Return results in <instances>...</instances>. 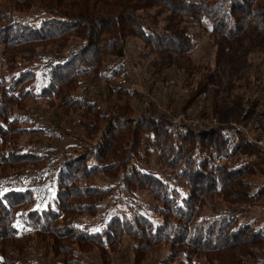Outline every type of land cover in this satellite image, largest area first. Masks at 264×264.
Here are the masks:
<instances>
[{
  "label": "trees",
  "instance_id": "obj_1",
  "mask_svg": "<svg viewBox=\"0 0 264 264\" xmlns=\"http://www.w3.org/2000/svg\"><path fill=\"white\" fill-rule=\"evenodd\" d=\"M35 5L46 14L38 21L24 17ZM152 8H157L155 16L148 12ZM163 14L161 27L158 17ZM197 24L205 27L216 43V67L204 72L206 80L221 84L219 78L240 71L239 62L250 53L247 40L251 42L253 34L261 36L257 32L264 35V0H259V5L255 0H0L1 53L11 68L8 77L0 78V184L7 180L11 186L0 188V264H42L36 261L50 253L63 256L59 264H84L76 257L81 253L79 247L86 252L97 248L101 264H113L106 251L115 249L124 234L137 239L136 263L144 261L143 253L168 246L158 264H248L240 255L256 257L248 247L264 248V219L250 225L241 218L239 208L200 212L202 196L226 194L232 187L237 191L247 175L262 173L261 158L248 157L255 155L257 146L245 135L238 133L234 139L222 125L175 132L166 120L156 123L152 117L132 125L119 114L98 124L96 118H104L102 110L77 98L79 76L87 71L108 66L111 73L107 80L121 76L120 60L125 59L131 38H140L149 47L155 55V70L175 66L188 75L197 72L190 57ZM38 46H51V51L42 53ZM111 57L120 60L113 62ZM226 86V90L233 89ZM125 87L112 96L126 94ZM50 96L59 99L60 119L64 113L85 109L79 118L85 132L78 137L80 146L62 152L55 172L46 175L39 186V195L50 199L46 206H32L34 190L17 182L12 172L23 164L38 169L43 157L22 144H11L7 137L45 134L43 128L25 125L26 101ZM108 99L107 92L104 101L111 108ZM118 105L114 104L120 109ZM144 138L154 142L162 164L184 184L170 174L163 176L144 168L140 159L151 149ZM4 144L10 148H1ZM98 172L115 179L122 174L125 181L121 188L127 192H137L139 187L152 189L165 205L158 209L159 216L149 215L143 202H135L129 206L133 212L112 217L109 212L93 224L85 221L84 213L104 207L102 200L113 191L90 180ZM259 197L252 193L246 199L256 201ZM33 233L38 236L37 245L34 252H28L26 242ZM42 243L49 249H41ZM22 256L30 262L21 261ZM257 259L258 264H264V256Z\"/></svg>",
  "mask_w": 264,
  "mask_h": 264
},
{
  "label": "rangeland",
  "instance_id": "obj_2",
  "mask_svg": "<svg viewBox=\"0 0 264 264\" xmlns=\"http://www.w3.org/2000/svg\"><path fill=\"white\" fill-rule=\"evenodd\" d=\"M255 1L259 5V0ZM156 9L148 10L151 16H155ZM29 12L30 14H25L24 17H32L34 21L46 16L38 5H35ZM164 16L163 14L158 17V23L161 27L164 25V22H162ZM200 26V24H197L193 28L196 31L193 35L194 40H192L193 44L190 51L192 63L197 67L198 73L193 71L191 75H188L175 66L161 71L155 70V67L152 66L155 55L149 51V47L143 40L137 37L131 38L125 49L126 56L124 60L111 57L113 62H119L120 60L123 64L121 73L118 72L120 75L128 73V83L125 87L126 94L112 96L113 93L109 91V83L112 79L107 80V74L108 72L111 73V69L106 70L111 67L107 66L103 67L104 69L89 70L79 76L81 86L77 88V98L82 102L94 104L100 108V111L102 110L104 118H96L98 124L106 123L110 115L119 114L118 116L129 119L130 124H136L145 117L154 118L156 123L166 120L168 127L175 132L182 128H202L204 130L222 125L228 127L226 129L230 130L234 139L238 133L245 135L251 143L257 146L255 155L250 154L248 157L252 159L261 158L262 173L256 171L247 175L237 191H234L235 188L232 187L226 191V194L218 192L202 196L200 212L209 214L220 209L239 208L242 219L245 218L250 225H258L264 219V90L262 89L264 84V35L262 32H257L261 36L253 34L251 36L252 41L247 40L250 53H245L244 58L239 62L237 68L240 71H237L236 75H226L219 78L217 82L220 80L221 84H218L207 81L205 77L204 72H207V69L214 70L216 67L214 57V44L216 43L209 31ZM1 49L2 44L0 43V78H6L9 76L11 68L9 69V66L5 63V57L1 53ZM38 50L42 53H50L51 46L46 48L38 46ZM127 63L132 65L136 71L131 72L130 70L131 73L129 74V71L124 67ZM202 72L204 75H202ZM244 72L245 76L243 77ZM242 77L243 79L238 81ZM200 81H202L201 85L198 84ZM88 83L98 84L100 92L96 96L92 95L83 99L80 95L85 93ZM227 84L232 85L233 89L226 90ZM205 85L207 86L206 90L203 87ZM195 88H198L199 91L197 92ZM107 92L110 95L108 100L111 102V108L104 101ZM53 103L55 105H52ZM26 104V117L28 118L25 125L43 128L45 134H18L8 136L7 141L13 142L11 143L13 145L22 144L24 148L38 154L40 157L42 156L43 159L39 163L42 167L36 169L33 165L23 164L18 165L16 167L18 169L12 173H14L13 177L17 182L34 190L36 202L33 201L32 206L34 204L37 206L39 203L46 206L50 199H43L38 193V188L45 182L46 175L55 172L62 152H71V150H75L80 146L78 137L83 135L85 131L79 123V118L81 119L84 116L85 109L80 107L73 111L74 113H64L65 115L60 119L62 110L58 105L59 99L55 96L28 100ZM114 104H119L120 109L116 108ZM91 138L94 141L96 140L95 133L91 135ZM144 141L151 146V149L149 148L150 153L148 155L143 153L142 159H140L144 168L158 171L163 176L170 174L180 179L181 184H184V180L180 176L172 174L173 171L162 164V155H159L160 151L154 142L147 138H144ZM5 144L1 148H10L9 145ZM2 166L5 167V165ZM42 172L44 174L41 176L40 173ZM1 173L2 170L0 169V175H3ZM90 180L113 190L112 193L108 192L105 195L106 199L102 200L104 207L99 208L96 212L84 213L83 218L85 221L92 224L100 221L102 215L109 212L111 217L122 212H133L129 206L135 205V202H143L150 210L149 215H158L160 213L158 209L165 206L157 200L152 189L139 187L137 192L132 193L121 188L122 183L125 181L122 174L115 179L108 173L98 172ZM47 185L48 183H46ZM7 186L11 187L7 180L0 184V188H6ZM252 193L260 194V197L256 201L247 200L246 197ZM37 240L38 236L34 234L32 239L26 242L29 245L28 252H34L33 249L37 245ZM136 242L135 237L124 234L115 249L111 250L110 248L107 250L106 252L110 253L112 257L113 264H158V261L169 251L168 246L157 247L155 252L148 255L145 252L140 255L144 261L136 263L134 254ZM48 245L50 244L48 243ZM43 248L49 249L42 243L41 249ZM79 248L81 253H77L76 257L80 259L81 263L83 260L84 264H101V252L97 248H93L89 252L82 250L81 247ZM248 248L256 257L253 255H240L241 259L248 264H258L257 257L264 256V248L257 249L255 246H249ZM75 249L77 251L78 247ZM139 249L142 250V247L139 246ZM34 255L36 254H29V257H34ZM62 257L50 253L36 261V263L59 264ZM196 259L200 263H205L203 258L196 257ZM20 260L30 262L24 256L20 257Z\"/></svg>",
  "mask_w": 264,
  "mask_h": 264
},
{
  "label": "built area",
  "instance_id": "obj_3",
  "mask_svg": "<svg viewBox=\"0 0 264 264\" xmlns=\"http://www.w3.org/2000/svg\"><path fill=\"white\" fill-rule=\"evenodd\" d=\"M125 69H127L129 71V74L132 71H136V69H133L134 67H132V65H130L129 63L124 65ZM131 67V69H130ZM131 70V72H130ZM128 83V73H124L123 75L119 76L118 78H116L115 80H112L109 83V90L113 93V94H117L119 89L124 87L126 84ZM100 92V87L98 84L96 83H88L87 84V89L85 90L84 94H81L80 97H82L83 99H86L87 97H90L92 95H97Z\"/></svg>",
  "mask_w": 264,
  "mask_h": 264
}]
</instances>
